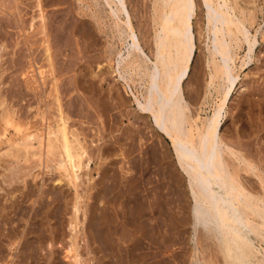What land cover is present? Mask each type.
Here are the masks:
<instances>
[{"label":"bare ground","instance_id":"1","mask_svg":"<svg viewBox=\"0 0 264 264\" xmlns=\"http://www.w3.org/2000/svg\"><path fill=\"white\" fill-rule=\"evenodd\" d=\"M60 1L64 2V0H14L13 2L14 8H9L11 10L14 9L12 11L7 9V7H5L7 9V10L5 9L6 11H4V9L1 11L2 7L0 6L1 8L0 13L4 11L3 14L7 12L6 14L9 15V16H6V14L5 16L2 14H1L2 16L0 15V37H6L10 33L9 32L10 29L6 28L7 26L15 27L17 28V30H19L18 32L21 31V33L18 34L21 37V39L17 40L16 44L19 45V43L21 44L22 42L25 45V47L29 50V54H28L30 55V60L28 59L29 64L28 66H26L27 68L22 67L25 70L23 72L21 71L24 76V78L22 79L24 80L26 87L29 90L31 89V91L34 90L32 92H37V91L40 92L44 96H47V98L48 96H52L50 97L52 98V100H50L51 102L47 104L44 102L46 104L44 105L45 108H41L37 106L36 111L28 115L27 112H29L30 110L27 111L26 120H24L23 122L20 121L22 118H19L20 120H16L18 118L17 116H20L19 113H21V112L18 113V109H16L17 107L16 106L13 107V105L10 106V104L8 105L11 108L7 107L6 105L7 103L6 104L4 103V97L2 98L0 97V105L3 107L2 108L3 110L0 112L1 114L0 116L2 119H4L3 122H5L6 125L12 126L15 129V133L12 134L7 133L6 126L4 127V129L3 127L2 129H0L2 130L0 131V145L4 147V148L0 147V160H2V162L5 161L8 162L5 163L3 167L6 171H4L5 172L4 176L2 174L3 177L1 179H3L5 183L12 185V187L13 184L11 183L21 181L20 185L22 187V182H23V187H24L26 184H28L27 182L28 176H32L34 181H36L37 179H39V182L41 181L40 183L37 182L38 185H36L38 195H42V196L43 194L51 195L52 191L48 189L49 187L47 189H43L46 188L45 187L46 183L45 184L43 183V181L46 180L43 179V172L45 173L46 170L57 171L58 173L57 176L53 177L52 175L51 180L54 182L53 184L54 186L58 185L57 187L58 190L55 189L53 190L55 192L59 191L60 194H58L59 196L56 195L57 197L53 196V199L50 202L51 203H54L56 201L58 202L60 198L63 196L62 195L63 190L61 189L62 182H66V185L69 188L73 189L72 191L73 193L71 194L70 199L69 200L66 199V201H69L71 203V207H70V215L68 218V222L66 223V225L68 224L67 227H69L70 233L68 237L69 238L68 242L66 241L67 243L66 245H64V257H66L67 261L69 259L73 264H83V262H85L86 264V261L83 260L82 254L80 252L81 248L79 249L80 242L79 239H77L78 233L81 229H84V233L87 234L86 243H88L89 245L94 244L96 242L99 243L101 240H103L101 239V237L104 229H102L101 226H98L99 223L97 224L95 223V221H94L95 223L94 225L93 220L95 214L93 211L95 208L94 206L97 204L96 201L102 203L101 195L103 193L101 194V191L103 192V189H105V187L103 186L101 189L100 187H98V185L100 184L99 182L101 181L100 172H98L97 175L98 179L96 178V176L94 179L93 177L94 175H92V173H90V171L87 170L88 168L90 169L91 166L90 163H92L91 161L94 158L92 157L93 154L91 155L93 151L90 152L89 150L90 146L87 145L86 137L82 135L81 131L77 127H75L76 122H71L72 120L71 113L68 111L66 107L68 104L65 105V103L63 102V96L61 94L62 88H60L61 86L60 83L62 82V79H64L63 77L64 75H62L63 78L61 79L58 70L55 69L56 67H54V64L56 62V60L54 62L56 51L53 49H55L56 47L58 51V47L60 46V39H59L60 36L55 27L56 23L54 22V20H58V18L56 19L57 12L55 10H54L55 12H53L52 9H51V11L53 12L52 17L48 16V14H51V12L47 14L46 11L47 7L45 8V6H47V4H50L48 2L53 3ZM65 1H68L69 3L68 7L69 9H71V11L68 10L69 13L71 14L73 13L72 17L74 16L77 21L79 20L80 21V22L78 21L79 23L85 24L87 23L88 20L86 19L82 20V18H79L78 15L74 13L73 8L75 6L77 8H80V11H82V12L79 11L80 14L82 15L85 14V16L87 15L88 17L93 19V21H96L99 25L103 23L105 29H107V31L109 32L108 36L110 37V39L107 41L104 50L105 59L106 61H108L106 66H108L109 70H104L102 68L103 66H101L103 64H98L97 66L100 69L99 70L97 69L98 71L95 72L93 76L98 77L97 79L98 81H103L104 75L108 73V71L110 73H114V72L116 73L115 75L117 76V79L122 82V85L126 90L125 92L130 91L131 95L133 96L134 99L133 101L136 104L135 109L137 111V116L134 111L133 114L135 113L136 117L145 119L143 121H146L145 123L148 124V126L152 127L155 130L154 132L156 134L160 135L158 138L160 137H162L163 139L166 138L169 144V148L168 149L167 147L165 148L167 149L166 151L168 152L167 155L163 153V151L161 152V154L163 155L165 154L166 155L165 157L168 158L169 156L170 157L172 156V158L174 159L176 165L180 170L178 171L181 172L187 180V185H186L188 187L187 195L190 200L188 206H189V212L191 214V216L190 215L189 216L191 218V223L193 225V232H194L193 237L191 236L190 237L192 238V240L194 239L195 242L194 249L191 250L193 252H190L188 256L186 253L185 255L183 253L181 254L179 253L176 255L175 253L172 254L171 256L172 259H171V258L163 257L161 255L162 253H160L162 251H157V252L155 251L156 253H154L152 256L154 257L160 256V258H158L157 260L155 259L156 261H153L150 264H170V263L171 264H264V164H262V162L260 161L262 158L261 159L255 158V155L252 152V148L250 145L251 142L248 143L242 140L244 136H249L253 132L251 128L249 127L242 128V127L233 126L235 128L231 133L229 132L230 137H226L222 131V126L226 122V119L229 114L226 107L228 101L232 97L233 91L235 90V96L240 98V96L242 97L243 94L246 92V90H248L247 86L245 85L246 83L245 84L240 83L237 87L236 85L239 80V70L245 67L246 65H248L250 61L253 59L255 46L258 42L257 31L259 28L256 29V32L251 33L249 30L250 28L248 26L253 23L252 20H254L256 16L254 10H245L244 8L238 5L237 2L239 1L236 2V0H198L200 4L203 6L204 16L206 20L207 33H206V47L204 50L205 59L204 61L203 60L202 61L204 64L203 70L204 69L206 70L207 73L206 76H208V78L206 79L205 86L202 87L204 88L203 98L202 100H200V104H198L197 107L193 106L194 108L196 107V109L192 111L191 110L192 107H190L192 103L190 104L189 102L190 98H192L191 96L193 95V97L195 96V98L196 97L198 98V96L199 97L201 96L202 92H200L201 90H199L200 88L199 86L192 89H190L191 87L188 88L187 86L185 88H188L190 92L188 90L187 92H185L184 83H186L188 78H190L189 77L190 70H191V66H193L192 62L193 60H195L194 58L197 48L195 41V32H194V18L196 14L195 11H196V6L199 5V4L197 5L198 3L197 0H153V11L151 10L152 14L150 18V22L153 25V30L151 32V38L149 42H147V40L144 41L143 37L141 38L142 35L140 36L138 31V27L135 21V14L131 6H129L130 3H128V0H65ZM0 4L4 6V3L0 2ZM74 4L75 6H73ZM56 10H59V8H56ZM28 12H31V15L25 17L26 13ZM63 15L64 14H62V16ZM65 15L66 17L64 16L63 19L68 18L67 13H65ZM65 21L66 20L61 22H65ZM200 26H203V24ZM60 31H61V27H60ZM143 36L146 35L143 34ZM74 37L75 36H73V38ZM71 42L73 41L71 40ZM75 42L77 43L76 40ZM1 43L3 44L2 41ZM12 43L14 44V41ZM242 44L245 46V51H244L245 53L243 55L242 60L240 59L241 63L238 67L237 64L239 63L236 64V60H237L236 58L238 56L237 48L241 47ZM24 45H22V47ZM75 46L77 47L78 45ZM77 48H73V49H77ZM60 51L62 50L60 49ZM41 61L42 64L45 63L43 64L44 66L45 65L48 66L46 68H49L47 70L44 69L45 67L41 69L39 68L40 74L43 72L45 73V71L47 74L48 71V75H49L48 78H50V84H48L49 85L48 88L47 87L45 88L44 85L46 82V74L43 73V77L41 76V79H37L39 77L36 76L37 77L36 78L34 76L35 73H33L34 64ZM112 61L113 63L111 64ZM39 64L40 63H38V66ZM110 73L108 74L110 75ZM72 81L74 80H71L70 82ZM94 85L95 84L91 82L90 86L93 87ZM132 85L135 87L136 90L133 89ZM15 88H19V87H15ZM28 89L27 91H29ZM212 91H215L217 99L216 98H215L216 100L214 99L215 101H213L214 104L211 105L212 108L209 114L202 117L200 111L203 110V106L206 103V97L212 94ZM36 98H37V94H36ZM87 98L89 99L90 97ZM198 101L196 100V102ZM79 112H81V110ZM101 115L99 114V117ZM101 118L102 117H100V120L102 121L103 119ZM100 120L98 119L99 122ZM72 121H74V119ZM37 123H39L38 126L36 125ZM103 125L105 126V123ZM227 131L229 130L227 129ZM98 132L99 131L97 130V133ZM159 140L163 142V140L161 139ZM95 141H97V138L95 139ZM162 144L163 143H161V145ZM97 145L98 144H96V146ZM105 150L107 149L103 148L102 151L101 149L98 150L99 151L98 153H100L99 158L102 156L101 159L103 158V160L105 159V157H103ZM261 151L262 150H259V153ZM107 153L108 152H106V154ZM3 164L4 163L1 164L0 162V165L3 166ZM82 171L84 172L81 173ZM82 176L85 177L84 178L85 180L83 179ZM0 183L1 186L3 184L1 180ZM82 183H85V186L82 187V189L80 190L79 187L82 186ZM15 184L16 183H14V185ZM43 185L45 186L43 187ZM3 187H7V186H3ZM50 189H52V186ZM148 190H150V188ZM1 192L2 191H0V195L2 197L5 194L7 195V197H4L6 198V200L12 199L10 195L11 190L8 189L5 194L3 193L1 194ZM133 192L135 193V191ZM22 193H23V197H27L33 194V190L31 189L30 191L28 189L23 191ZM34 197H36V195ZM86 198L89 199L88 203H86L87 202ZM91 198L93 199V201H91ZM143 199L144 198H141V200ZM11 201H12V204H10L11 208L12 207L14 208L16 206V204H14L16 199L13 198V200ZM20 201L18 200L17 202L20 203ZM82 201L85 202L84 204L85 208L82 205L83 204ZM19 205L20 204H18V206ZM5 208H7V203H1L0 201V224H1L0 225V257H2L1 255L3 254L2 253L3 246L1 245V241L3 240L9 241L10 246H13V249H16L17 244L20 243L21 239L28 232V231L25 232L26 226L23 228L24 230L19 231L16 228L13 227L10 228L8 226L5 227L6 225L5 226L2 225V223H4L3 220L5 219H6L5 221L12 220L11 219L12 211L6 210ZM16 208L17 210L18 209L20 210V207L19 208L16 207ZM55 208L58 207L55 206ZM66 208H68L67 205ZM32 211L33 210H31V214ZM36 211L37 210H35V212ZM13 212L19 213L20 211H16L14 209ZM36 213L33 214V216L36 215ZM61 213H63V211ZM135 218L136 221L139 218H141L142 220L141 215H139V217L136 216ZM141 220H139L138 222H140ZM150 223L148 221L147 225L149 226ZM152 226H151L152 228H156L155 224ZM56 239L58 238L56 237ZM30 241L31 240H29V242ZM100 246H102V242ZM81 247H83V244ZM134 247H136V245ZM144 247L146 248V246ZM129 248L131 247L129 246ZM91 251L92 250L90 249L89 252ZM121 252H119V254ZM14 253H15L14 251H12V253L9 252V257L8 258L6 257L7 264H15V260L17 258L14 259L15 258L14 256L16 255V253L15 254ZM17 254L19 255V253ZM129 254H131L130 251ZM180 255H182L181 256L182 259H180ZM138 260H139L138 258L133 259L129 257L130 262L127 263L126 262L127 260L125 259L124 264H138L139 263ZM119 263L122 262L119 261Z\"/></svg>","mask_w":264,"mask_h":264},{"label":"rangeland","instance_id":"2","mask_svg":"<svg viewBox=\"0 0 264 264\" xmlns=\"http://www.w3.org/2000/svg\"><path fill=\"white\" fill-rule=\"evenodd\" d=\"M237 1H239V2H237ZM0 2L4 3V6L0 4V6L2 7V9L0 8L1 11L3 9H4V11H6L9 8H14L13 7L14 0L13 1L1 0ZM197 2H198L197 5L199 4L198 6H196V11H195L196 12L195 18L196 17L197 18H196V20L194 18V32H195V41H196L197 48H196V53H195V58H194L195 60H193V62H192L193 66H191V70H190V76H189L190 78H188L186 83H184V85H185L184 88L188 86V88L191 87L190 89H192V88L199 86L200 87L199 90H201L200 92H202L201 96H200L201 98L198 96L199 101H198L197 97L195 98V96L194 97H193V95L191 96L192 98H190L189 102H190V104L192 103L190 105V107H192L191 108L192 111H194L196 109L198 104H200V100H202V98H203L204 88H202V87L205 86L206 79L208 78V76H206L207 75L206 70L205 69L203 70V68H204L203 61L205 59L204 50L206 47V33H207V31H206V20H205V16H204L203 6L200 4V2L198 0H197ZM236 2L238 3V5L240 7L244 8L245 10H254V13L256 16H255L254 20H252L253 23L251 22L252 24L248 25V26L250 28L249 30L251 33L256 32V29L259 28L257 31L258 32L257 33L258 42L255 46L253 59L250 61V63L248 65H246L245 67H243L239 70V80H238L236 87L240 83H244V84L246 83L245 85L247 86L248 90H246V92L243 94L242 97L240 96V98L236 97L235 96V90L233 91L232 97L228 101V104L226 107L229 114H228V117L226 119V122L222 126V131L226 137H230V133L234 130V128L236 126L242 127V128H247V127L251 128L253 130V132L249 136H244L242 138V140L246 141L248 143L251 142L250 145L252 148V152L255 155V158H260V159L262 158L260 161L262 162V164H264V31H263L264 30V0H236ZM5 3H6V5L9 3L8 4L9 6L8 5L6 6ZM48 3H50V4H47V6H45V8L47 7L46 8L47 14L51 12V14H48V16L52 17L53 12L56 11L57 12L56 19L58 18V20H54V22L58 26L55 23L54 24H55L56 30L60 36L59 37L60 46L58 47L56 45L58 47V51H57L56 47H55V49H53L54 47L52 49L56 51V55H55V59H54V62H55V60H56V62L54 64V67H56L55 69L58 70L59 75L61 76V79L64 77V79H62V82L60 83L61 84L60 88H62L61 94L63 96V102L65 103V105L68 104L66 107H67L68 111L71 113L72 120L74 119V121L71 120V122H76V124L74 123L75 127H77L81 131L82 135H84L86 137L87 145L90 146L89 147L90 152L93 151L91 153V155L93 154L92 157H94V158L91 161L92 163H90V165H91L90 169L88 168L87 170H89L90 173H92V175H94L93 176L94 179H95V176L98 179L97 175H98V172H100L101 173V177H100L101 181L99 182L100 184L98 185V187H100V189L103 186L105 187V189H103V192L101 191V194L102 193L103 194L102 195L100 194L102 196V201L100 200L102 203H99V201H96L98 205L96 204L94 206L95 208L93 211L95 214V217H96V218L94 217L93 223H94V221L97 224L99 223L98 226H101V228L104 229L103 234H102L103 238L101 237V239H103V240H101L99 243L96 242L94 244L89 245L88 243H86L87 242V240H86L87 234L84 233V229H81L78 233L77 239H79V242H80L79 249L81 248L80 252L82 254L83 260L86 261V264H124L125 259L127 260L126 261L127 263L130 262L129 261V257H130L133 259L138 258L139 259L138 264H144V263L150 264L151 262L156 261L158 258H160V256H157V257L152 256L157 251H162V252H160V253H162L161 255L163 257H166V258H171L172 254H175V253H176V255L179 253L180 254L183 253L185 255V253H186L188 256L190 254V252H193L191 250L194 249L195 242H194V239L192 240V238H191V237H193L194 232H193V225L191 223V218H190L191 214L189 212V206H188L190 200H189L188 195H187L188 194V187L186 186L187 180H186L185 176L181 172H179L180 170H179L178 166L176 165L172 156L171 157L169 156L170 159L168 157H165L167 155V152H168L166 150L169 148L168 141L166 140V138L165 139H163L162 137L158 138L160 135L156 134L154 132L155 130L152 127L148 126V124L145 123L146 121H143L145 119L140 118V117H136L137 111L135 109L136 104L133 101L134 100L133 96L131 95L130 91H128L129 93L125 92L126 90L124 89L122 82L117 79L115 72L110 73L108 71V73H110V75L108 73H106L104 75L103 81H98L97 80L98 77L93 76L94 73L100 69L97 66L98 64H103V65H101V66H103L102 68L104 70H109L108 66H106L108 61H106L105 54H104L106 43L110 39V37L108 36L109 32L107 31V29H105L103 23H101L99 25L96 21H93V19H91L87 15L85 16V14L84 15L80 14L79 13L80 8H77L75 6V4L73 5V6H75L73 8L74 13H76L79 18H82V20H85V19L88 20L87 23H85V24L79 23L80 22L79 20H78L79 21L78 22L74 16L72 17L73 13L72 14L69 13V11H71V9H69V7H68V4H69L68 1L64 0V2L60 1V2H53V3L48 2ZM128 3L131 4V5L129 4V6H131V8L135 14L136 25L138 27V31H139L140 36L142 35L141 38L143 37L144 41L147 40V42H149V40L151 38V32L153 30V25L150 22L151 14L153 11V0H145V1H143V0L142 1L141 0H128ZM5 7H7V9ZM55 7L59 8V10H56ZM51 9L53 10V12L51 11ZM9 10H11V9H9ZM12 10H14V9H12ZM3 12L0 13V15L2 14L5 16V14L7 12L5 14H3ZM80 12H82V11H80ZM58 13H59V16H58ZM65 13H67L68 18L63 19L64 16L66 17ZM62 14H64V15L62 16ZM145 14H146V16H145ZM30 15H31V12H28V13H26L25 17L30 16ZM6 16H9V15L6 14ZM59 18H60V20H59ZM64 20H66V21L61 22ZM74 21L77 23H75ZM202 24H203V26H200ZM69 26H72V27H69ZM100 26H101V28H100ZM60 27H61V31H60ZM84 27H85V30H84ZM6 28L10 29L9 30L10 33L6 37H0V97L1 98L4 97V103L5 104L7 103L6 104L7 107H10L12 105H13V107H15V106L17 107L16 109H18V113L19 112H21V113H19L20 116H17L18 118L16 117L17 118L16 120H20L19 118H22L20 121L23 122L24 120H26V112L27 111L30 110L29 112H27V115H28V114L34 113L36 111L37 106L41 107V108H45L44 105L51 102L50 100H52V98H50V97H52V96H48V98H47V96H44L40 92H38V91L32 92L34 90L31 91V89L29 90L26 87L25 82L22 79V78H24L22 72L25 70L24 68H27L26 66H28V64H29V60H30V55H28L29 50L25 47V45L22 42H21V44L19 43V45L16 44V41L21 39V37L18 35L21 33V31L18 32L19 30H17V28L11 27V26H7ZM199 29H200V31H199ZM145 30H146V32H145ZM11 33H12V35H11ZM143 34L146 36L148 35V36L147 37L143 36ZM73 36H75L74 38H76V39H74ZM70 37L73 39H71ZM91 39H92V41H91ZM11 40H12V42L14 41V44L11 42ZM71 40L73 42H71ZM75 40L77 41V43L75 42ZM1 41L3 42V44L1 43ZM62 41H63V43H62ZM115 42H116V40H115ZM22 45H24V46L22 47ZM75 45H78L77 46L78 48ZM20 47H21V49H20ZM73 48H77L78 50L73 49ZM60 49L62 51H60ZM89 50H91V51H89ZM81 51H82V53H81ZM244 51H245V46L243 44L241 45V47L237 48V55L238 56L236 58L237 59L236 64L239 63V64H237L238 67L241 63L240 59L242 60L243 55L245 53ZM38 63H40L41 65L39 64V66H38ZM83 63H85V64H83ZM112 63H113V61L111 62V64ZM43 64H45V63H43ZM43 64L41 61V62H37L33 66L34 67L33 73H35V75L34 74L33 75L35 77L36 76L39 77V78L36 77L37 79H41V76L43 77V73H44L43 72L40 74L39 68L41 69V68L45 67L44 69H46V70L49 69V68H46V67H48L47 65L44 66ZM82 64H83V66H82ZM22 67H24V68H22ZM63 68H64V70H63ZM79 70H81V71H79ZM202 71H203V74H202ZM61 73H63V74H61ZM44 74H46V71ZM62 75H64V76L62 77ZM48 76L49 75H48V71H47L46 82L44 84L45 88L46 87L48 88V86H49L48 84H50V78H48ZM79 76H81V77H79ZM71 80H74V81L70 82ZM91 82L93 84H95L93 87L90 86ZM88 83H89V85H88ZM97 84H99L100 86ZM190 84H191V86H190ZM15 87H19V88H15ZM25 87L29 91H27V89ZM188 88H185V92H187ZM133 89L136 90L134 86H133ZM14 92H15V94H14ZM31 93L34 95H32ZM36 94H37V98H36ZM213 95H215V96H213ZM87 97H90V98L88 99ZM96 97H97V99H96ZM215 98H216L215 91H212V94H210L206 97V103L203 106V110L200 111V114L202 117L209 114V112L211 111V108H212L211 105L214 104L213 101H215L217 99V98L216 99ZM35 100H37V101H35ZM67 100H68V102H67ZM196 100L198 102H196ZM116 101H117V103H116ZM108 102H109V104H108ZM8 104H10V106ZM36 104H38V105H36ZM42 104H43V106H42ZM88 106L91 108H89ZM193 106H196V107L194 108ZM2 108L3 107L0 105V112L3 110ZM80 110H81V112H79ZM91 110H93V111H91ZM207 110H208V112H207ZM133 111L136 113V116H135V113L133 114ZM22 112H23V114H22ZM89 112L91 113V115ZM129 112H130V114H129ZM78 113H80V114H78ZM99 114L100 115L102 114L100 116V117H102L101 119H103L102 121L100 120ZM98 119L100 120V122L98 121ZM3 121H4V119H2L0 116V129H2V127L4 129V127L6 126L7 133H10V134L15 133V129L12 126L6 125L5 122H3ZM99 123L101 124V126ZM102 123L103 124L105 123V126ZM249 123H251V124H249ZM36 125L38 126L39 123H37ZM144 125L148 128H146ZM233 126H235V127H233ZM103 127H105V128H103ZM80 128H82V129H80ZM227 129L229 131H227ZM97 130L99 131L98 133H97ZM0 131H2V130H0ZM139 131H141V132H139ZM153 134H155V135H153ZM96 138H97V141H95ZM93 139H94V141H93ZM159 139L163 140V142L160 141ZM159 142L163 143L162 145H164V146H162L161 143H159ZM109 143H111V144H109ZM96 144H98V145L96 146ZM258 145H260V146H258ZM0 147L4 148L2 145H0ZM165 147H167V149ZM103 148L107 149L104 152V156H103V157H105L104 160H103V158L101 159L102 156L99 158L100 153H98L99 152L98 150L101 149V151H102ZM259 150H262V151L259 153ZM162 151L166 155L161 154ZM106 152H108V153L106 154ZM171 160H172V162H171ZM104 161H105V163H104ZM107 161H109V162H107ZM0 162H1V164L4 163L3 166L0 165V180L3 183L0 186L1 187L0 191H2L1 194L2 193L5 194L7 192V190L9 189V190H11L10 195L12 197V199L6 200V198H4V197H7L6 194L3 197L0 195L1 203H7V208H5V209L12 211L11 212V215H12L11 219L12 220L5 221L6 220L5 219V220H3L4 223H2V222L1 223L4 226L6 225L5 227H7V226L10 228L13 227V228L18 229L19 231L24 230L23 228L26 226L25 232L28 231L26 233V235L21 239L20 243L17 244L16 249H13V246H10L9 241H7V240L1 241V245L3 246L2 247L3 248V252H2L3 254L1 256L3 258L0 257V264H7V258L9 257V252L12 253V251H14L17 255V256L16 255L14 256L15 257L14 259L19 258L18 261H17V259L15 260V264H23V263L24 264H70L71 261L69 259L67 261L66 257H64V245H66V243L68 242V239H69L68 237H69V233H70L69 227H67L68 224L66 225V223L68 222V218L70 215L71 203L69 201H66V199H68V200L70 199L71 194L73 193L72 192L73 189L69 188L66 185V182H62V188L61 189L63 190L62 191L63 196L62 197L60 196L62 199L60 198V200L58 202L56 201L54 203H51L50 201H52L53 196L55 197L56 195L60 194L59 191L55 192L53 190V189L58 190V188H57L58 185L54 186L53 185L54 182L51 180L52 175H53V177L57 176V174H58L57 171L46 170L45 173L43 172V179H46L45 181H43L44 184L46 183L45 184L46 186L43 185V187L45 186L46 188H43V189H47L49 187L48 189L50 191H52V193H51V195L46 194L47 195L46 196L45 194H43V196H42V195H38V191H37V187H36V185H38V183H40L41 181L39 182V179L34 181L32 176H28V178H27L28 184H26L24 187H23V182H22V187H21V185H20L21 181L14 182L17 185L16 184L14 185V183H11V184H13V187H12V185L5 183V181L1 178L5 175L4 171H6L3 167H4L5 163H8V162H6V161L2 162V160H0ZM55 172H56V174H55ZM83 172L84 171H82L81 173H83ZM2 174H3V176H2ZM119 176H121V177H119ZM82 177H83V179L85 178L84 176H82ZM31 178H32V180H31ZM29 180L32 181V184H31V181H29ZM108 184H109V186H108ZM27 185H28V187H27ZM3 186H7L8 189H7V187H3ZM51 186H52V189H50ZM84 186H85V183H82V186L79 187L80 190ZM18 187L19 188L21 187V188L19 189ZM12 188L14 189V191ZM149 188H150V190H148ZM28 189L30 191L32 189L33 194L29 195L27 197H23L22 192L25 190H28ZM20 191H22V192H20ZM133 191H135V193ZM35 195H36V197H34ZM109 195H111V196H109ZM50 196H52V197H50ZM37 197H39V198H37ZM43 197H46V198H43ZM13 198L16 199V201L14 203V204H16V206L14 208L13 207L11 208L10 204H12L11 200H13ZM141 198H144V199L141 200ZM33 199H34V201H33ZM86 199H87L86 203H88L89 199L88 198H86ZM86 199H85V201H86ZM18 200L19 201L21 200L20 203L17 202ZM91 201H93L92 198H91ZM35 202H36V204H35ZM82 203H83L82 204L83 207L85 208V205H84L85 202L82 201ZM18 204H20V205L18 206ZM56 204H58L59 206ZM8 205H10V206H8ZM66 205L68 208H66ZM68 205H70V206H68ZM55 206L58 208H55ZM16 207H18V208L20 207V210L19 209L17 210ZM49 207H50V209H49ZM183 207H184V209H183ZM33 208L34 209L37 208V209H35V210H37L36 211L37 213L35 212V210ZM98 208H100V209H98ZM14 209L16 211H20V212L19 213L17 212L18 214L13 212ZM31 210H33L32 214H31ZM56 210H59V211H56ZM180 210L182 213L180 212ZM186 210H187V212H186ZM62 211H63V213H61ZM156 211H158V212H156ZM34 212L36 213V215H34L35 217L33 216V214H35ZM26 213H27V215H26ZM149 213H150V215H149ZM157 213H159V214H157ZM139 215H141L142 220H141V218H139L136 221L135 217L136 216L139 217ZM95 219H97V220H95ZM139 220H141V221L138 222ZM189 220H190V223H189ZM134 221H136V222H134ZM148 221H149V223L151 222L149 224V226L147 225ZM95 223H94V225H95ZM137 223H138V225H137ZM97 224H96V227H97ZM151 224L152 225L155 224L156 228H152L153 226ZM129 227H130V229H129ZM156 230H158V231H156ZM133 232H135V233H133ZM153 233H154V235H153ZM174 235H176V236H174ZM184 235H186V236H184ZM127 236H128V238H127ZM56 237L58 239H56ZM108 239H109V241H108ZM29 240H31L30 241L31 243L29 242ZM80 240L83 241L86 245L83 242H81ZM120 241H122V242H120ZM23 242H25V243H23ZM101 242H102V246H100ZM82 244H83V247H81ZM123 244H124V246H123ZM130 244H132V245H130ZM135 245H136V247H134ZM103 246H104V248H103ZM129 246L131 248H129ZM144 246H146V248ZM89 247H91V248H89ZM125 247H126V249H125ZM90 249L92 250L91 252H89ZM100 249L101 250L103 249V250L101 251ZM118 249H120V250H118ZM104 250L106 251L107 254L105 253ZM35 251H36V253H35ZM118 251L119 252L122 251V252L119 254ZM129 251L131 254H129ZM17 253H19V255ZM27 253H29V254H27ZM101 253H102V255H101ZM4 255H5V257H4ZM89 255H91V256H89ZM134 255H135V257H134ZM181 256L182 255H180V259H182ZM51 257H52V259H51ZM88 258H90L91 261ZM119 261L122 263H119ZM71 264H73V263H71ZM83 264H85V262H83Z\"/></svg>","mask_w":264,"mask_h":264}]
</instances>
